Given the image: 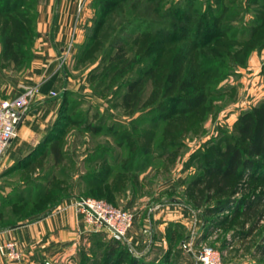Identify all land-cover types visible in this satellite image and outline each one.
<instances>
[{"label": "rangeland", "instance_id": "374dc122", "mask_svg": "<svg viewBox=\"0 0 264 264\" xmlns=\"http://www.w3.org/2000/svg\"><path fill=\"white\" fill-rule=\"evenodd\" d=\"M248 1L67 0L70 37L41 56L38 0H0V76L17 95L36 89L23 123L36 134L0 183V227L96 197L133 225L115 240L86 221L93 235L68 264H204L205 247L206 264H264V154L229 202L195 182L264 103V7ZM1 245L0 264L22 257L15 239Z\"/></svg>", "mask_w": 264, "mask_h": 264}, {"label": "crops", "instance_id": "0c3cea01", "mask_svg": "<svg viewBox=\"0 0 264 264\" xmlns=\"http://www.w3.org/2000/svg\"><path fill=\"white\" fill-rule=\"evenodd\" d=\"M66 1L38 0L36 4L34 17L36 47L40 40H45L42 44L44 48L40 50L41 56L53 54L55 46L59 45L57 41L70 37L71 29H73L77 18L76 12L72 10L75 9V6L69 5L67 9L64 7ZM248 2L264 7V0H249ZM58 16L59 19H57ZM46 40H52V42ZM43 60L44 58L36 59L32 68L34 69L35 77L33 78L36 84L39 69L37 63L45 65ZM17 93L14 88H11V84L5 82L4 75L0 76V100L15 96ZM29 118L30 116L26 114L7 149L8 155L0 161V183L14 173H9V167L19 162L22 157H26L30 150L24 149L25 141H28V137L33 136L36 132L28 125H24ZM21 150H26V152L20 154L19 151ZM3 169L6 171L2 172ZM4 188L7 191L10 189L6 186ZM92 235L91 227L83 214L77 212L72 205L65 206L55 212L49 211L31 220L20 219L15 224L0 227L1 238H11L18 241L22 257L14 264L71 263L68 261L69 256L74 255L77 251L80 240L84 239V242L87 237ZM3 261L2 263H7L6 260Z\"/></svg>", "mask_w": 264, "mask_h": 264}, {"label": "built area", "instance_id": "2783aa9c", "mask_svg": "<svg viewBox=\"0 0 264 264\" xmlns=\"http://www.w3.org/2000/svg\"><path fill=\"white\" fill-rule=\"evenodd\" d=\"M35 93L34 87H28L18 95L0 100V161L16 135ZM73 204L77 212L84 215L93 230H108L115 238H125L134 222L133 213L102 198L81 197ZM8 246L11 249L10 256L19 258L20 254L14 244ZM211 255V248L205 247L202 252L204 264L209 263Z\"/></svg>", "mask_w": 264, "mask_h": 264}, {"label": "trees", "instance_id": "16d2710c", "mask_svg": "<svg viewBox=\"0 0 264 264\" xmlns=\"http://www.w3.org/2000/svg\"><path fill=\"white\" fill-rule=\"evenodd\" d=\"M34 17L35 14L31 17L32 28ZM237 128L240 140L229 143L224 150L218 151L222 160L208 169L205 178L195 181L203 183L208 191L218 194L219 205L229 202L238 192V184L234 182V178L243 176L247 169L255 168L256 161L253 157L264 154V103L241 114L237 120ZM8 201L5 204H9ZM211 211L208 209V212ZM47 212L49 209L44 213Z\"/></svg>", "mask_w": 264, "mask_h": 264}]
</instances>
